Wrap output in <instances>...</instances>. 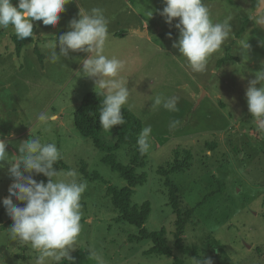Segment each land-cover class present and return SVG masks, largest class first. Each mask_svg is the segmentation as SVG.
<instances>
[{"label":"rangeland","instance_id":"obj_1","mask_svg":"<svg viewBox=\"0 0 264 264\" xmlns=\"http://www.w3.org/2000/svg\"><path fill=\"white\" fill-rule=\"evenodd\" d=\"M73 0L65 6L56 26L34 22V35L25 40L14 30L0 29V136L7 140L8 159L19 155L17 145L33 137L55 143L61 158L57 171L75 170L87 182L82 196V230L70 251L72 260L58 264H170L172 257L150 255L151 239L137 240L141 229L118 221V211L108 186H128L121 175L107 165L105 152L83 136L75 124V112L89 93L102 92L93 78L82 76L83 59L89 53L69 51L57 63L49 59L57 36L70 30L79 19L80 8L104 10L110 37L104 54L125 61L121 75L129 80V108L151 126L149 158L139 173L147 181L138 185L132 205L149 202V233L166 232L174 256L186 264H198L176 246L177 215L171 204L169 179L180 193L183 208L194 214L183 244L196 248L212 264H264V133L259 132L248 110L246 90L255 73L264 71V13L255 16V0H204L216 22L231 17L232 32L213 53L206 70L195 72L173 47L178 41L177 18L170 26L160 12L164 0ZM17 5L18 0H13ZM151 23L166 35L152 42L120 41L118 30ZM171 33V38L169 37ZM154 34V33H153ZM249 44V49L244 46ZM230 48V51L228 49ZM57 52L59 44L57 42ZM235 58H227L228 55ZM260 85H257L259 87ZM200 87H202L200 89ZM156 95L178 96V111L152 108ZM43 113L47 117L39 120ZM56 119H51V117ZM172 121H179L174 128ZM103 142L112 147L116 130H104ZM115 155L119 163L131 166L129 149L122 146ZM0 210L9 196L13 179L8 161H0ZM0 165V166H2ZM98 174L101 179L88 178ZM63 178V177H61ZM38 182H48L43 174ZM22 207V202L13 200ZM0 222V264H36L39 253L31 245L12 240L13 221L5 209ZM8 222V223H6ZM99 257V259H98ZM47 264H57L48 260Z\"/></svg>","mask_w":264,"mask_h":264},{"label":"clouds","instance_id":"obj_2","mask_svg":"<svg viewBox=\"0 0 264 264\" xmlns=\"http://www.w3.org/2000/svg\"><path fill=\"white\" fill-rule=\"evenodd\" d=\"M71 2L73 0H18V4L14 5L13 0H0V29L11 27L20 40L33 37L35 21H42L45 26L58 25L61 13ZM164 4L160 15L167 24L171 26L179 18L175 24L179 37L173 47L187 59L193 71H205L209 57L230 37L231 17L216 22L204 0H164ZM254 7L255 18L264 13V0H255ZM69 28V31L57 36L56 42L51 45L50 61L57 63L62 57H69L70 50L89 53L88 58L81 61L83 67L79 73L93 78L95 90L99 88L104 94L99 123L105 130L123 125L126 121L122 110L125 106L130 107L132 89L128 87L129 80L121 75L125 61L104 54L110 37L109 20L104 10L96 7L84 11L80 8L79 19H72ZM57 42L59 53L56 50ZM244 47L249 49V44ZM255 77L249 82L246 98L256 129L264 133V71L256 72ZM151 101L152 108L178 111V96L156 95ZM38 119L45 120L47 117L41 113ZM177 124L179 121H172L170 127L174 128ZM151 132L148 125L139 134L137 144L141 153L150 148ZM17 147L19 155L9 160L7 140L0 136V161H8V172L13 179L8 189L9 196L2 201L7 214L14 221L9 234L12 240L29 243L39 253L36 264H47L48 260H54L57 264L62 259L72 260L70 251L82 230L81 201L87 182L78 179L75 170H56L54 165L60 160L61 153L55 143H45L31 135L29 140ZM39 174L48 177V182L34 179ZM14 199L24 206L15 204ZM100 264H103L102 260ZM202 264H212V261L204 259Z\"/></svg>","mask_w":264,"mask_h":264},{"label":"trees","instance_id":"obj_3","mask_svg":"<svg viewBox=\"0 0 264 264\" xmlns=\"http://www.w3.org/2000/svg\"><path fill=\"white\" fill-rule=\"evenodd\" d=\"M125 34H127V32L119 33L120 36H124ZM17 42L21 43L19 39ZM228 51H230V48ZM231 57L235 58L230 54L227 58L223 59V61ZM103 99L104 94L101 92L87 94L75 112V124L83 136L92 139L95 146L106 153L103 161L114 171L118 172L128 183V186L122 189L113 185L108 186V194L112 198L113 205L119 213L117 220L128 222L140 228L141 233L136 237L137 240L151 239L153 241V247L147 254L166 257L173 256V261L170 264H186L183 258L174 256V247L168 242L165 231L149 233L147 229H145V224L152 210L151 204L147 202L141 206L132 205V198L136 187L147 181V174L138 172L139 169L145 168L149 158V150L145 153H141L137 144L139 134L144 127L143 121L129 108L125 107L122 112L126 122L123 125L114 126L116 130V143L112 147L107 146L101 139V134L105 129H103L99 123V110L103 106ZM122 146L129 149L131 166H124L117 160L114 152ZM86 175L88 178L93 177L95 179H101L98 174L92 176L86 173ZM167 183L173 191L171 195V204L177 215V231L175 233L176 246L183 255H190L198 264H202L205 258L199 254L197 249L186 247L183 244L187 226L191 222L194 212L190 207L183 208L182 202L179 201L181 196L180 193H178V190L169 179ZM23 206L24 204L22 203V207ZM3 214L4 209H1V223H3ZM10 222L14 223V221Z\"/></svg>","mask_w":264,"mask_h":264},{"label":"crops","instance_id":"obj_4","mask_svg":"<svg viewBox=\"0 0 264 264\" xmlns=\"http://www.w3.org/2000/svg\"><path fill=\"white\" fill-rule=\"evenodd\" d=\"M129 3L131 5H133L130 0H129ZM134 31H145V32H147V34L146 35H139V34H136ZM121 32H127V34H125L124 36H120L119 33H121ZM156 34L157 35H161V34L166 35V33H163L162 30H160L159 28L152 30L151 23H149L148 20H143L141 25L131 26V28L126 30V31L118 30V32H116L115 35H116L117 39H119L120 41L130 42V43H132L134 48H139V46H138L139 42L140 43H142L144 41L152 42V39H153V37H155ZM201 88L202 87H200V89ZM4 213H5V209H4ZM3 223H4V220H3ZM3 223H1V224H3ZM6 223H8V222H6Z\"/></svg>","mask_w":264,"mask_h":264},{"label":"water","instance_id":"obj_5","mask_svg":"<svg viewBox=\"0 0 264 264\" xmlns=\"http://www.w3.org/2000/svg\"><path fill=\"white\" fill-rule=\"evenodd\" d=\"M136 34H139V35H146L147 32L145 31H134Z\"/></svg>","mask_w":264,"mask_h":264}]
</instances>
